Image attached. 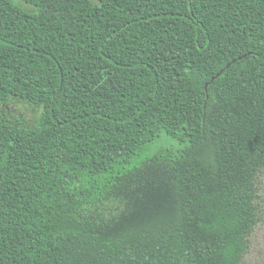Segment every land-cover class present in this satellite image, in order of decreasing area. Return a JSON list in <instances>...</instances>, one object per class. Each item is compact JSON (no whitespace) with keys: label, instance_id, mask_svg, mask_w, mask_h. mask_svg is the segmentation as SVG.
<instances>
[{"label":"trees","instance_id":"16d2710c","mask_svg":"<svg viewBox=\"0 0 264 264\" xmlns=\"http://www.w3.org/2000/svg\"><path fill=\"white\" fill-rule=\"evenodd\" d=\"M263 173L264 0H0V264H243Z\"/></svg>","mask_w":264,"mask_h":264},{"label":"rangeland","instance_id":"374dc122","mask_svg":"<svg viewBox=\"0 0 264 264\" xmlns=\"http://www.w3.org/2000/svg\"><path fill=\"white\" fill-rule=\"evenodd\" d=\"M8 111L16 117L31 120L39 112L38 108L24 102H15L8 107ZM187 147V142H181L170 134L162 131L157 137L145 144L128 162L119 167L115 173H125L139 167L145 160L157 154L172 152L179 153ZM114 175V174H113ZM258 194L262 200L263 212L259 222L249 236V246L243 259V264H264V173L260 175Z\"/></svg>","mask_w":264,"mask_h":264}]
</instances>
